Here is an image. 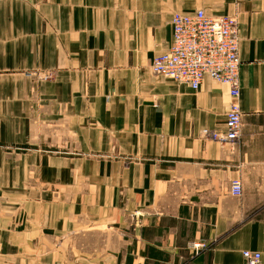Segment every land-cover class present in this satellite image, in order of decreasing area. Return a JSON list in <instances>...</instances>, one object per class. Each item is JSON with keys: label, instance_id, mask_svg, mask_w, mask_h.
<instances>
[{"label": "crops", "instance_id": "0c3cea01", "mask_svg": "<svg viewBox=\"0 0 264 264\" xmlns=\"http://www.w3.org/2000/svg\"><path fill=\"white\" fill-rule=\"evenodd\" d=\"M198 9L237 19L234 143L212 138L227 84L150 68L172 14ZM247 249L264 264V0H0V264H246Z\"/></svg>", "mask_w": 264, "mask_h": 264}, {"label": "built area", "instance_id": "2783aa9c", "mask_svg": "<svg viewBox=\"0 0 264 264\" xmlns=\"http://www.w3.org/2000/svg\"><path fill=\"white\" fill-rule=\"evenodd\" d=\"M172 42L168 50L152 59L153 73L185 83L197 90L205 75L229 86L233 99L225 114V132H212V138L220 143H234L240 134L241 112L236 99L240 94L238 55L239 35L235 15L214 16L198 9L194 13L174 12L171 16ZM51 73L40 77L50 78ZM230 192L234 196L242 193L240 179L231 181ZM201 241L189 242L191 249L203 247ZM246 264H258L260 252L244 250Z\"/></svg>", "mask_w": 264, "mask_h": 264}, {"label": "rangeland", "instance_id": "374dc122", "mask_svg": "<svg viewBox=\"0 0 264 264\" xmlns=\"http://www.w3.org/2000/svg\"><path fill=\"white\" fill-rule=\"evenodd\" d=\"M48 73H49V72H48ZM51 77H52V76H51ZM51 77H50V78H51ZM42 78H43V79H50V78H44V77H42Z\"/></svg>", "mask_w": 264, "mask_h": 264}]
</instances>
